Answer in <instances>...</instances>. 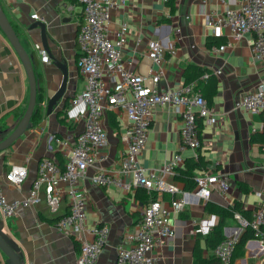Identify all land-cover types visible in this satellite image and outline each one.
Masks as SVG:
<instances>
[{
  "label": "crops",
  "instance_id": "0c3cea01",
  "mask_svg": "<svg viewBox=\"0 0 264 264\" xmlns=\"http://www.w3.org/2000/svg\"><path fill=\"white\" fill-rule=\"evenodd\" d=\"M241 0H176L175 10L164 0H129L111 13L110 36L117 37L121 23L130 28L127 40L122 47V57L126 66L136 72L148 74L165 73L159 88H177L185 80V68L194 64L208 68L218 80V91L211 106V120L203 119V154L212 163L210 170L221 166L220 170L230 173L231 189L225 194L215 193L209 200L191 198L181 212L171 209V201L181 197L186 189L179 168L196 151L186 149L181 152V161L173 167V172L164 174L166 181L177 187L174 193L157 194L171 209L170 223L175 235L167 237L155 250L159 255L157 264H195L194 251L200 240L205 258L211 257L206 236L196 234V223L208 218L211 213L205 210L211 201L229 206L236 201L251 211L264 201V147L252 144L251 135L262 130L264 111L252 113L235 108V101L241 94L254 90L264 79V58L253 53V34L247 33L241 39L233 37L229 28L215 33L206 22L207 14H222L228 8H236ZM5 15L16 27L27 50L37 53V76L42 88L44 104L40 114L32 120V126L13 145L0 152V189L8 200L26 197L37 176L39 162L44 157H52L63 162L64 155L57 139L75 143L84 126L87 107L80 102L72 106L70 100L79 94L85 79L79 73L77 60L80 49L76 41L79 24L83 19V7L76 0H0ZM33 13L43 17L45 31L40 22L33 19ZM69 18V19H66ZM220 35L225 49L212 50L220 45L207 44V37ZM149 39L163 40L175 45L174 50L164 48L165 61L153 62L147 53ZM221 44V45H222ZM41 49H45L49 61L41 59ZM62 66L68 69L69 80L65 95L69 101L49 104L59 89L62 79ZM29 84L25 68L14 47L0 28V141L20 122L28 103ZM109 112L115 116L111 122ZM107 113L108 129L107 159L88 169L81 181V190L87 199L85 229L72 228L62 231L57 227L56 217L69 209V198L60 203L59 211L53 214L47 202L32 207H20L17 214L6 217L0 207V231L15 247L23 264H77L81 239H91V229L97 224H107L110 232L97 264H116L117 248L131 242L130 236L138 230L142 219V209L147 203L143 199V189L125 192L117 186L104 187L95 184L91 177L96 167L103 166L118 170L121 155L125 148L121 133L127 126V118L119 109ZM181 117L166 104L157 108L151 123L149 140L141 154V163L155 174L162 173L166 163L174 160L181 144ZM26 164L29 170L27 179L16 186L9 183L6 175L13 164ZM249 188L246 192L240 183ZM64 185V184H63ZM239 223L231 220L225 227L228 236ZM0 251V260H1ZM222 264V263H219ZM233 264H264V247L257 239H250L245 252Z\"/></svg>",
  "mask_w": 264,
  "mask_h": 264
},
{
  "label": "built area",
  "instance_id": "2783aa9c",
  "mask_svg": "<svg viewBox=\"0 0 264 264\" xmlns=\"http://www.w3.org/2000/svg\"><path fill=\"white\" fill-rule=\"evenodd\" d=\"M83 7V19L79 24L76 41L80 49L77 60L79 73L85 79L83 90L70 100L72 106L84 103L87 111L84 126L77 135L75 143L57 139L64 161L52 157L40 160L37 176L32 183L28 195L19 200L10 201L0 189V207L6 217L17 214L20 207H32L43 199L50 211L57 214L63 198H69V209L56 220L62 231L80 228L83 232L87 218V199L81 190L80 183L87 176L88 169L98 162L107 159L108 129L107 113L119 109L127 118V126L121 133L125 148L121 155L118 170L103 166L96 167L92 181L100 186H117L125 192H133L143 188L150 196L142 209L143 215L138 230L130 236L128 246L121 244L117 248L116 264H157L159 255L155 250L167 237L175 235L170 223V213L183 211L191 198L209 200L215 193L225 194L231 189L230 173L225 170L199 171L196 187L184 191L181 197L171 201L168 208L159 193H174L178 189L166 181L164 174L173 172V167L181 161V152L186 149L194 151L203 149L204 140L199 129V118L211 120L212 108L208 104L198 81L184 82L177 88H159L165 73L148 74L133 71L125 65L122 47L127 40L130 28L121 23L117 37L110 36L109 23L111 13L129 0H76ZM167 2V0H164ZM207 0H199L206 2ZM225 2L226 0H221ZM33 19L43 21L38 13ZM206 22L213 27L215 33H221L223 27L229 28L233 37L241 39L245 34H253V53L264 58V0H241L236 8H228L222 14H207ZM44 22V21H43ZM175 49L172 43L163 40L149 39L147 53L149 58L158 64L165 61L164 48ZM225 44L212 50H224ZM41 59L49 61L45 49H41ZM212 73L206 72L201 79L206 81ZM221 74L220 70L214 71ZM213 74V75H214ZM168 105L177 116L181 117V144L174 160L166 163L162 173L149 171L140 161L149 140L151 123L157 108ZM235 108L252 113L264 111V79L254 90L241 94L235 101ZM26 164H13L6 175L9 183L20 186L28 177ZM64 184V185H63ZM156 195V197H153ZM238 230L228 235L211 250L222 264H231L239 234L250 226L254 238L264 247V201L260 202L251 217L236 213ZM217 223V216L210 214L196 223L195 233L207 236ZM107 224H97L91 229L92 238L81 239V251L77 264H97L107 244L109 236Z\"/></svg>",
  "mask_w": 264,
  "mask_h": 264
},
{
  "label": "trees",
  "instance_id": "16d2710c",
  "mask_svg": "<svg viewBox=\"0 0 264 264\" xmlns=\"http://www.w3.org/2000/svg\"><path fill=\"white\" fill-rule=\"evenodd\" d=\"M175 3L176 0H167L166 4L170 7L171 12L175 10ZM13 27L16 29V27L13 25ZM18 32V30L16 29ZM221 36L220 35H210L207 37V44L211 46L212 44L221 45ZM206 72H211L208 68H202L194 64H188L185 68V82H192V81H198L199 87L202 89V92L207 99V102L210 106L214 103V98L218 91V80L215 78L213 74L209 77L208 80L203 81L201 79L202 75ZM69 101V100H68ZM43 102V93L42 89L38 91V99H37V106L33 113L32 120L40 114L41 106L40 104ZM109 116L111 117V122L115 123V116L112 114V112H109ZM199 129L200 133L202 135V131L204 129V121L202 118H199ZM250 141L252 144H259L260 146L264 147V126L262 130L256 131L251 135ZM212 163L210 159H207L205 155L202 152V149L197 151L196 156L189 157L185 164L179 168V173L183 175V179L186 183V189L193 190L195 189L197 183L195 180V177L199 173V171L203 170H209V166ZM221 166H217L214 170L218 171L220 170ZM240 187L242 190L248 192L249 188L247 186V183L241 182ZM143 189V188H140ZM142 196L143 199H146L145 202H149L150 196L147 194L146 190L143 189ZM153 197H156L154 195ZM205 210L208 213L215 214L217 216V223L214 226V228L211 230V232L206 236V244L207 247L210 250H213L216 245H218L220 242H222L227 235L225 234V227L227 224L231 221L236 219L235 214L241 213L245 217H251V211L248 210L243 206V202L236 201L233 205L229 206H223L216 204L214 202H207L205 206ZM237 220V219H236ZM250 239H254V233L253 230L250 228V226L245 227L241 233L238 236L234 254H233V261L241 257L245 252V246L247 242ZM212 254V253H211ZM194 257H195V264H219L221 263L219 258H217L215 255H211V257L205 258L203 254V250L201 249L200 240H198L197 246L195 247L194 251Z\"/></svg>",
  "mask_w": 264,
  "mask_h": 264
},
{
  "label": "water",
  "instance_id": "95a60500",
  "mask_svg": "<svg viewBox=\"0 0 264 264\" xmlns=\"http://www.w3.org/2000/svg\"><path fill=\"white\" fill-rule=\"evenodd\" d=\"M38 22L41 23L40 26L45 31L44 22L41 20H38ZM0 28L2 29L3 33L6 35V37L14 47L15 51L17 52L27 73L29 84L28 103L20 122L13 130L10 131V133L4 139L0 141V152H3L9 149L13 145V143L20 139L32 126V117L37 106L38 91L42 88L39 85V79L37 76V53L34 49L29 52L24 46L19 33L16 31L11 22L6 17L1 2ZM62 73L63 79L59 89L57 90L55 96L52 98L50 103L46 104L49 108L55 103L59 102L61 99L66 102L70 98L69 95H65L68 87L69 74L68 69L64 66H62ZM43 104L44 100L40 104V106ZM58 217L59 216H57L56 219ZM0 251L2 254L0 264H23L21 258L17 254L15 247L5 238L4 234L1 231Z\"/></svg>",
  "mask_w": 264,
  "mask_h": 264
}]
</instances>
